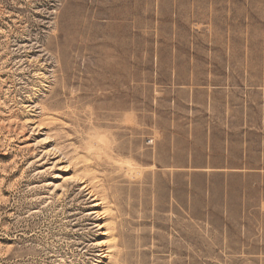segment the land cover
Instances as JSON below:
<instances>
[{
	"label": "rangeland",
	"instance_id": "374dc122",
	"mask_svg": "<svg viewBox=\"0 0 264 264\" xmlns=\"http://www.w3.org/2000/svg\"><path fill=\"white\" fill-rule=\"evenodd\" d=\"M214 3L0 0V264H249L247 225L173 203L143 124L153 43Z\"/></svg>",
	"mask_w": 264,
	"mask_h": 264
},
{
	"label": "crops",
	"instance_id": "0c3cea01",
	"mask_svg": "<svg viewBox=\"0 0 264 264\" xmlns=\"http://www.w3.org/2000/svg\"><path fill=\"white\" fill-rule=\"evenodd\" d=\"M211 1L153 43L150 165L193 222L247 225L234 254L264 264V0Z\"/></svg>",
	"mask_w": 264,
	"mask_h": 264
},
{
	"label": "bare ground",
	"instance_id": "6f19581e",
	"mask_svg": "<svg viewBox=\"0 0 264 264\" xmlns=\"http://www.w3.org/2000/svg\"><path fill=\"white\" fill-rule=\"evenodd\" d=\"M90 193H91V192H90ZM96 206H97V204H96ZM95 213H96V212H95ZM98 215H99V213H98ZM96 226H97V227L99 226V227H98V229H99V228L103 227V224H100V225L97 224ZM99 233H100L101 235H104L106 232L101 231V232H99ZM99 243H100V241H99ZM99 243H98V244H99ZM105 256H106V255H105Z\"/></svg>",
	"mask_w": 264,
	"mask_h": 264
}]
</instances>
